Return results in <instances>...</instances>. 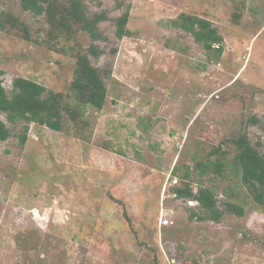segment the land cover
I'll use <instances>...</instances> for the list:
<instances>
[{"label":"rangeland","instance_id":"rangeland-1","mask_svg":"<svg viewBox=\"0 0 264 264\" xmlns=\"http://www.w3.org/2000/svg\"><path fill=\"white\" fill-rule=\"evenodd\" d=\"M84 3L107 14L104 39L52 35L45 15L0 0V15L18 16L31 36L0 29L9 94L24 77L68 95L77 53L91 43L108 89L101 110L66 97L74 113L64 129L29 123L25 144L27 122L2 115L11 135L0 140V264H264V212L233 167L242 132L264 153L262 124L250 122L264 123V0ZM127 9L131 35L118 38ZM184 13L213 22L222 54L172 25ZM215 159L222 174L196 168ZM188 182L213 188L221 209L243 205L244 216L192 218L199 203L174 193Z\"/></svg>","mask_w":264,"mask_h":264},{"label":"trees","instance_id":"trees-1","mask_svg":"<svg viewBox=\"0 0 264 264\" xmlns=\"http://www.w3.org/2000/svg\"><path fill=\"white\" fill-rule=\"evenodd\" d=\"M19 1L24 10L35 15H45L52 35L71 39L78 32L85 31L94 42L104 39L99 24L108 19L107 14L102 12L89 15L84 0ZM126 3L127 0H117V7L122 8ZM129 19V9L116 19L118 38L131 35L127 27ZM172 25L190 33L206 50L222 54L224 38L212 21L184 13L172 20ZM0 29L15 31L27 40L31 38L27 24L12 12L0 15ZM92 56H100L95 43H91L86 51H78L74 79L68 95L48 90L46 86L24 77H16L13 80V89L9 94L1 80L4 71L0 69V140L6 141L11 135L10 128L2 119L3 114L11 124L27 122L24 132L20 134V142L25 144L30 130L29 123L45 125L55 131L64 129V113H74L66 97L96 110L103 109L107 102L108 89L100 70L92 63ZM250 122L261 123L264 129V123L260 118L253 117ZM233 143L237 149L233 167L237 170L239 168L242 183L247 186L252 199L264 212V153L260 151L261 144H254L247 132H242ZM224 165V162L215 159L200 162L196 168L204 172L210 170L222 174ZM185 177L189 178L190 175L186 173ZM174 193L179 198L197 201L202 214L193 215L192 218L197 217L202 221L220 222L226 212L242 217L246 211L243 205L231 201L226 202L224 209L219 208L216 193L210 187L201 185L198 192H194L188 182L175 188Z\"/></svg>","mask_w":264,"mask_h":264}]
</instances>
